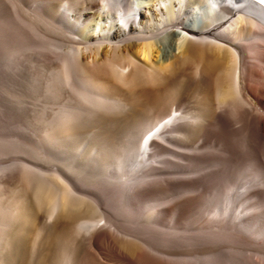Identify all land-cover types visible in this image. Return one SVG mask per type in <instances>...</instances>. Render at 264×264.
Returning a JSON list of instances; mask_svg holds the SVG:
<instances>
[{"label":"bare ground","instance_id":"bare-ground-1","mask_svg":"<svg viewBox=\"0 0 264 264\" xmlns=\"http://www.w3.org/2000/svg\"><path fill=\"white\" fill-rule=\"evenodd\" d=\"M32 16L48 31L46 57L62 71L51 93L58 98L67 94L73 103L63 105L59 116L51 118L53 142L41 146L52 164H59L61 181L54 196L52 190L46 191L45 181L39 182L38 192L50 193L47 197L54 201L53 210L45 220L28 197H21L6 226L17 230V236L21 227L34 228L40 223L48 233L73 227L75 250L68 251L61 264H78L81 255L75 254L77 250L97 251L106 259V248L129 251L137 260L130 259L133 264H192V255L175 258L176 254L147 242L149 239L130 234L131 238L122 240L118 218L115 220L118 213L114 218L97 192H85L94 204L75 193L82 194L86 189L79 190L87 184L89 189L90 184L118 186V190L140 188L128 195L169 194L168 202L152 205L154 224L170 211L166 205L173 204L175 222L187 210L192 211L188 223L194 227L193 240L203 237L211 242L239 243L241 257L211 255L216 264L224 259L228 264H264V0H45L33 7ZM155 51L159 53L156 60ZM185 77L212 81V86L215 82V99L205 98L190 110H186L184 98L167 105L145 99L144 111H135L132 87L164 85ZM86 124L106 129L107 143L99 156L77 153L58 143V132L73 135ZM93 212L98 215L92 217ZM155 236L165 243L174 238L162 232ZM177 239L193 244L183 236ZM12 243L16 241L6 244ZM142 245L152 253L145 252ZM224 248L233 250L228 245ZM14 256L13 261L0 256V264H17L18 255Z\"/></svg>","mask_w":264,"mask_h":264},{"label":"rangeland","instance_id":"rangeland-1","mask_svg":"<svg viewBox=\"0 0 264 264\" xmlns=\"http://www.w3.org/2000/svg\"><path fill=\"white\" fill-rule=\"evenodd\" d=\"M44 1L45 0L43 1L42 0H34V1L0 0V256L3 259L10 257L11 260L13 261L14 257H16L14 255H18L17 261L19 260L18 262L20 264H43V263L61 264L62 261L61 258L63 259V256L66 255V253L68 254V251L72 252L73 250H75L74 243L72 244L73 227H69L66 229L61 228L54 232L48 233L43 230L42 223H40L34 228L30 226L27 227L25 226L24 228L21 227L22 231L19 234L20 236H17L18 235L17 230H13L12 227L6 226L8 221L7 218H10L9 216L11 209H13L17 201L22 199L21 197H28L31 203L33 204V206L34 207L36 206L38 214L41 217H43L45 220H47V217L53 210V209L51 210V208L54 207L53 205L54 201L52 198H50L51 200L48 198L50 193L48 194V192L46 193L38 192L40 191L39 190L40 183L44 184L45 181L46 191L48 190L49 192H51L52 190L51 194L53 193L54 196V194L57 191V187L59 189L58 185H60V181H61V180L59 181L57 174L59 164L57 162L56 163L54 162L52 164L53 161L50 159V157L45 155V152L41 146H45V145L51 146L50 144L51 142H53V139L51 138L52 136H51V128H50L52 119L54 117L57 118V116H59L60 114L59 110L63 108L65 105L66 106L71 105L73 103V100L67 94H63L64 96L62 95V98L59 97L60 98L59 99L58 97L54 96L53 93H51L52 92L51 86L54 84V82L57 81L59 74L60 76L62 75L61 73L62 71L60 67H57L56 65L52 64L46 57V54L48 52L47 44H49L46 41L47 40L46 33L48 31H46L45 25L43 23L38 22L37 20H35V18H33L34 16H32L33 7L39 5V3H43ZM32 2H34L35 4ZM4 3L7 6L6 9L4 8ZM12 4L14 5V7ZM28 22L29 23L31 22L32 24L30 25ZM97 22L98 20L94 21L92 24H95ZM41 30H42L41 33L43 34L40 33L38 36V32ZM49 34L50 33H48V36ZM32 38L34 40H32ZM38 43L39 45H37ZM63 44L67 46L68 42L64 41ZM36 56L37 58H35ZM158 56L159 53L155 51L153 57L154 60H156ZM40 58L41 60H39ZM40 61H42V63ZM143 61H144V57H143ZM33 81L34 82L37 81V82L34 84ZM213 84L215 86L214 85L212 86V81L191 80L188 77L179 80L177 79L174 81L170 80L164 85L158 84L153 86L152 85L147 86L141 83L137 86H134L135 88L132 87L135 90L137 97L135 95V96H130V98L132 99L131 101L135 106V111H140V112L144 111L147 105V101H145V99H150L153 102H157L158 100H161L163 104L167 105L175 98H184V104H186L185 108L186 110L188 109L190 110L196 108V106L198 107V104L202 103L203 99L205 98L210 97L211 100L215 99L216 83L213 82ZM150 86L151 88H149ZM210 86L212 89L209 88ZM196 88L198 91H196ZM202 90L203 92L206 91L205 92L206 94L207 92L210 91L211 95L208 93L209 96H203L204 93L200 92ZM44 95H46L47 97ZM195 103L197 104L195 105ZM49 108L51 109V111ZM44 110H46V113ZM83 127L86 129H84ZM79 130L73 135H69L66 133L63 134L61 132H58L59 133L58 143L62 144L63 146H65V148L70 149L72 151L78 150L77 153H83V154L95 153V156H99L100 151L103 150L104 146L107 143L104 135L106 131L105 127L100 126L98 124L95 125L86 124L81 126ZM121 131L122 129L118 130L117 133L119 134L121 133ZM34 137L35 140H33ZM36 138L39 139V141H37ZM50 138L52 140H50ZM49 142L50 144L48 145ZM98 144L100 145L101 148L99 147ZM83 148H85L86 150L85 149L84 151L81 150ZM34 172H39L42 175V178L39 179V176H37ZM52 179L55 181H53ZM96 185L97 184H93L92 186V184H90L91 189H89V184H87L85 185L86 188L84 187L82 190H79L83 192L86 189L82 194L78 192V190L76 192L74 191L75 193H77V195L75 193L74 194L77 197L83 198L87 202L94 204L90 198V195L85 192L89 190L94 191L95 193L97 192V194L100 195V197H102L104 203V204L102 203L103 207L106 209H111L109 211H111V213L114 214L113 215L114 218L117 213L119 214V215L117 214L115 220L118 218V220L116 221H118L117 223H119L118 225L121 227L122 230V233L121 234L119 233V235L123 237L121 238L122 240L124 239L128 240L129 238H131V236H129L130 234H134L142 238L143 240L149 239L150 241L147 242L152 243L153 245L157 246L160 249H165L167 251L176 254L175 258H182V256L185 254L192 255V257L194 258L191 262L192 264H208V263L216 264L215 260L211 255H235L239 257H241L242 255L240 250L237 249L239 243H232V242L224 243V240H220V239L211 242L210 240H207L203 237L199 238V240L196 241L193 240V238L196 237V234L194 233L195 232L194 227H192L193 226L192 224L188 223L192 221L193 218L192 216L193 214L191 213L192 211L187 210L184 213V217L182 218V220L175 222L174 219L176 212L173 204L166 205V207L169 208L170 211L168 212V214L160 218L161 221L159 222L158 225L154 224L152 222L153 219L152 215L154 214L151 213V207L155 203L168 202L170 200L168 193L156 191L154 193L152 192L149 194L148 193L144 194L145 196L142 195L143 197L140 195L141 197L139 196L137 198H134L131 195L140 191L139 190L140 188L127 189L125 187L126 188L125 190L124 186L123 188H121L120 186L121 190L119 189L120 190L119 191L117 189L119 188L118 186L117 188H111V187H106L103 184H98L97 186ZM97 188H99L100 190L99 189L97 190ZM112 191L114 193H111ZM128 191H131V193L132 192L133 193L132 194L129 193L128 195ZM115 192L117 193L115 194ZM107 194L109 196L107 197L104 196ZM113 197L116 198L114 199ZM108 198L110 200L106 202ZM111 198H113L114 200H112ZM167 198L169 199L167 200ZM204 198H206V194L204 195ZM124 200L125 201L127 200L126 204L128 206L124 204L125 203ZM52 202L53 204H51ZM111 203L113 206L115 205L116 206L112 208L111 205L110 207V205L108 204ZM122 206L127 208H123ZM128 208L129 209L132 208L133 210L130 209V211H128ZM96 215H98L97 212L95 213L93 212L91 214L92 217H96ZM187 217H189L190 219H188ZM171 222L172 224H170ZM188 225H191V227L189 228ZM32 229L34 230L32 231ZM34 231L36 234L34 233ZM161 232L164 234L171 235L174 238H171V240L169 239V242L165 243L166 241L164 242L161 236L153 237V235H156ZM177 236L186 237L190 239V242H192L193 244L188 245L185 244V242L183 243L179 241V239L176 240ZM8 240L16 241V243L7 245L6 243ZM212 243L218 246V250L212 249L214 248ZM224 245L232 246L233 250L230 251L229 248H224ZM256 245H257L256 243H249V246L252 248H256V247L258 248V245L257 246ZM141 247L145 252L152 253L147 248V246L142 245ZM106 249L104 251V253L106 252L105 253L106 259L103 258V256H101V254L97 251L92 250L90 251V253L86 251H80L79 253V251L77 250L75 254L81 255L78 264H102V263L103 264H133L130 262V259L137 261L136 257L134 255H131V253L125 249L124 250L123 249L113 250L109 248ZM249 253L250 252H248L247 255H250ZM91 255H95V256H91ZM254 258L255 257H252V259ZM100 261L102 263H100ZM18 262L17 264H19ZM138 262L142 264L140 261ZM228 263L229 261L224 259L221 264H228Z\"/></svg>","mask_w":264,"mask_h":264}]
</instances>
